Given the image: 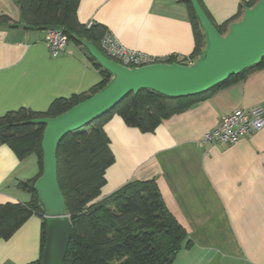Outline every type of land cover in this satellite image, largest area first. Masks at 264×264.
<instances>
[{
    "label": "crops",
    "instance_id": "1",
    "mask_svg": "<svg viewBox=\"0 0 264 264\" xmlns=\"http://www.w3.org/2000/svg\"><path fill=\"white\" fill-rule=\"evenodd\" d=\"M201 1L217 25L247 0ZM0 15L10 18L0 19V116L21 107L45 112L56 98L100 82L83 46L70 41L53 56L46 30L26 27L17 0H0ZM77 15L80 23L103 24L126 47L157 57L181 60L194 48L187 6L179 0H80ZM255 106L264 108V67L173 114L152 132L114 114L104 129L115 161L96 201L128 181L156 178L167 209L191 241L172 264H264V127L231 145L202 140L224 114ZM39 172L36 153L20 159L0 143V204L30 202L32 194L17 184ZM42 222L33 214L10 238L0 239V264H37Z\"/></svg>",
    "mask_w": 264,
    "mask_h": 264
},
{
    "label": "trees",
    "instance_id": "2",
    "mask_svg": "<svg viewBox=\"0 0 264 264\" xmlns=\"http://www.w3.org/2000/svg\"><path fill=\"white\" fill-rule=\"evenodd\" d=\"M17 1L27 28L61 25L68 42L86 48L82 40L87 39L103 52L100 41L108 29L94 22L90 26L80 23L77 15L80 0ZM179 1L187 6L194 48L189 57L178 60L169 55L165 61L188 64V59L195 62L200 56L205 36L191 0ZM257 1L247 0L240 4L236 14L216 25L218 31L225 34L229 25L242 17L244 9ZM199 2L202 5V1ZM0 19L8 21L10 18L0 15ZM87 55L102 77L89 91L56 98L45 112L21 107L0 116V143L7 144L20 159L36 153L40 166L36 177L17 184L18 188L32 194L30 202L0 204V239L10 238L33 214L40 215L43 218L42 246L37 264L42 262L47 238L45 217L34 187L43 171L41 145L45 126L29 121L58 116L109 83L111 73L89 52ZM263 67L264 57L260 63L200 94L168 97L151 89L130 93L111 111L66 135L57 151L58 181L72 222V237L64 264H172L178 252L184 246H190L191 241L184 226L167 209L156 178L128 181L111 195L96 201L106 184V170L115 161L104 125L118 114L126 125L142 132H152L173 114L191 108L215 91L241 81Z\"/></svg>",
    "mask_w": 264,
    "mask_h": 264
},
{
    "label": "water",
    "instance_id": "3",
    "mask_svg": "<svg viewBox=\"0 0 264 264\" xmlns=\"http://www.w3.org/2000/svg\"><path fill=\"white\" fill-rule=\"evenodd\" d=\"M205 36V46L195 62H161L127 67L108 58L92 41L82 43L112 78L95 94L55 117L30 120L45 126L42 138L43 171L35 182L46 221V243L41 264H64L72 237V222L58 181L57 151L61 140L114 109L127 95L151 89L168 97L205 93L230 76L261 62L264 57V0L246 7L225 34L218 31L199 0H191ZM43 30H62L46 25Z\"/></svg>",
    "mask_w": 264,
    "mask_h": 264
},
{
    "label": "built area",
    "instance_id": "4",
    "mask_svg": "<svg viewBox=\"0 0 264 264\" xmlns=\"http://www.w3.org/2000/svg\"><path fill=\"white\" fill-rule=\"evenodd\" d=\"M93 22L87 25H92ZM44 40L49 45L53 56L63 53L68 45L67 35L62 30H47ZM103 53L110 59L129 68L140 67L152 63L167 62L168 56L157 57L148 53L130 49L109 30L100 41ZM264 127V108L255 106L249 109L236 108L224 114L213 129L207 130L202 137L203 142L209 145L218 143L234 144L247 134L254 133Z\"/></svg>",
    "mask_w": 264,
    "mask_h": 264
},
{
    "label": "rangeland",
    "instance_id": "5",
    "mask_svg": "<svg viewBox=\"0 0 264 264\" xmlns=\"http://www.w3.org/2000/svg\"><path fill=\"white\" fill-rule=\"evenodd\" d=\"M197 60V59H196Z\"/></svg>",
    "mask_w": 264,
    "mask_h": 264
}]
</instances>
